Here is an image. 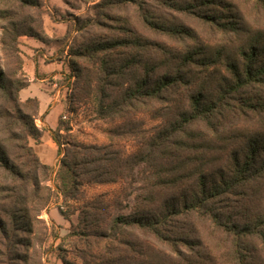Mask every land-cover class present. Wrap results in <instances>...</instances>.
Returning <instances> with one entry per match:
<instances>
[{
	"label": "rangeland",
	"instance_id": "374dc122",
	"mask_svg": "<svg viewBox=\"0 0 264 264\" xmlns=\"http://www.w3.org/2000/svg\"><path fill=\"white\" fill-rule=\"evenodd\" d=\"M101 1L0 0V73L9 85L11 97L15 96L22 104L27 99L37 98L39 111L45 115L53 103L52 96L61 91L57 101L61 107L59 110L55 108L54 113H59L54 121L57 126L62 123L69 128L60 134L63 145L60 153L46 145L37 146V152L34 150L43 163L51 165L50 170L44 171L26 158L16 159L13 163L21 172L19 177L0 169V225L3 223V228L0 226V264H239L242 257H248L251 264H264V246L257 231L239 243L238 248L233 236L216 228L199 213L179 218L180 224L192 230L186 246L183 243L173 246L161 243L151 234L132 228H123L115 237L108 230L102 237L84 229L81 214L97 200L102 201L104 219L110 221L112 216H131L138 211L153 210L162 200L173 195H190L196 185L192 173L197 162L184 150L173 151L170 160L165 158L154 165L147 162V155L159 150L149 148L148 141L155 130L165 124L167 118L164 114L173 117L186 103L180 90L164 96L171 103L147 101L127 108L113 118L98 115L93 92V63L72 54L85 32L91 37L126 38L130 34H123L124 30H131L152 43L151 48L160 46L178 54L201 45L205 48L223 45L232 53L244 38V33L228 36L209 28L194 16L168 8L163 4L165 0H143V13L151 20H172L184 32L169 35L150 29L144 24L143 15L137 13V6L131 2L125 5L121 0H114L115 9L101 12L97 7ZM228 1L243 16L245 29H264V15L257 14L255 0ZM92 21L99 22L100 26H92ZM85 22L90 26L81 32L80 27ZM223 70L210 76L209 92L213 88L211 83L227 79L228 74ZM192 74L194 86L199 87L209 72L203 74L194 68ZM22 84L26 85L25 88L16 94V87ZM9 100L6 92L0 89V112L4 109L12 112L13 103ZM35 106L31 101L24 110L30 112ZM63 115L67 120H62ZM39 119L41 116L37 115L34 120L37 128ZM2 126L0 120V139L6 137ZM199 129L205 130L203 125ZM222 129L223 135L221 133L218 137L204 132L203 143L209 141L218 148H225L217 154L218 161L204 157L207 162L215 163L207 170L226 166L230 150L239 143L227 140L232 133L262 131L264 117L250 114L245 119L239 116ZM43 130L51 136L49 130ZM34 143L39 142L29 139V145ZM76 145L84 149L76 148ZM105 147L115 150L114 180L106 183L85 180L74 196L65 195V191L60 190L57 174L59 159L65 150L76 152L81 161L95 159L89 169L97 170ZM10 148L11 153L17 152L12 146ZM58 154L62 155L59 159ZM174 157L183 159V165L178 163L177 169L171 172ZM158 165H163L160 172ZM164 171L166 174L162 173V176L166 181L179 179L177 186H159L158 179ZM32 175L37 179L34 187ZM245 191L249 192L231 194L220 204L232 216L231 222L257 225L264 220V177L247 185ZM149 195L153 201L144 205V199ZM17 211L23 219H18L14 225Z\"/></svg>",
	"mask_w": 264,
	"mask_h": 264
},
{
	"label": "trees",
	"instance_id": "16d2710c",
	"mask_svg": "<svg viewBox=\"0 0 264 264\" xmlns=\"http://www.w3.org/2000/svg\"><path fill=\"white\" fill-rule=\"evenodd\" d=\"M113 1L102 0L97 7L101 8V12L115 9ZM121 2L125 5L131 2L137 6V13L143 15V22L150 29L169 35L184 32L182 27H178L172 20L148 18L143 13V0ZM255 3L257 14L264 15V0H255ZM163 4L175 11L194 16L209 28L225 35L244 33V38L232 53L223 45L214 48L201 45L178 54L160 46L151 48L152 43L131 30H124L123 34H130L126 38H101L98 35L91 37L89 32H85L81 43L72 50V54L75 58L93 63V92L97 113L101 118H113L125 112L127 108H134L147 101L163 102L166 100L164 96L177 90L181 91L186 103L181 105V110L173 117L164 114L167 118L165 124L158 127L148 141L149 148L159 150L149 151L152 153L147 155V162L154 165L156 161H163L165 158L170 160L173 151L184 150L186 155L190 154L197 159L192 173L196 177V185L192 187L190 195H173L170 199L162 200L160 206L153 210L138 211L131 216H112L110 221L104 219L102 201L97 200L82 212L81 223L85 224L84 229L92 230L102 237H105L106 230L115 237L123 228H132L151 234L161 243H169L172 246L176 243L185 245L192 236V230L189 226L180 224L179 218L199 213L216 228H222L227 235L233 236L236 247L239 248V243L252 237L255 231L260 234L264 246V220L257 225L233 223L232 216L228 215L220 204L231 194L248 193L245 187L264 177V130L256 133H232L227 140L239 143L230 150L226 166L213 170L207 169H211L215 163L207 162L204 157H212L211 161H216L217 154L225 148H218L209 141L203 143L205 131L218 137L224 131L222 128L233 118L241 116L246 119L250 114L264 117V29H245L242 26L243 16L228 0H165ZM91 24L96 26L99 22L92 21ZM89 26L86 22L82 23L81 32ZM194 68L203 74L209 72L208 75L205 74L199 87L194 86L195 80L193 74L191 75ZM218 69H224L223 72L228 74L227 79L211 83L213 88L209 92L210 76L217 75ZM5 82L0 73V89L6 92L9 101L13 103L12 112H9V109L0 112L3 133L6 136L0 139V169L19 177L21 172L13 163L16 159L26 158L36 167L44 171L50 170L48 165L40 162L33 147L29 145V139L39 142L43 133L34 123L38 115L37 99L30 98L22 104L15 96L11 97L9 85ZM25 86L22 84L16 87V94ZM31 101L36 106L34 110L27 112L24 108ZM201 125L205 130L199 129ZM63 129L69 131L62 123H59L55 131L50 130L59 153L60 130ZM10 146L17 149V152L11 153ZM75 147L84 149L78 145ZM102 150H105V153L97 170L89 169L95 159L81 161L76 152L69 153L70 151L65 150L57 171L61 182L60 190L67 192H64L65 195L74 196L85 180L96 183L114 180L115 150L108 147ZM182 161L183 159L174 157V167L170 171L177 169L175 166L180 162L183 165ZM162 167L163 165H158L159 172L163 170ZM162 173L166 174L165 171L161 172L159 186L173 188L180 182L179 179L166 181ZM31 183L33 187L37 185L34 175ZM152 201V195H149L144 199V205H149ZM18 219L22 220L23 217L18 216L17 211L14 225ZM0 226L3 228V223ZM103 226L104 229H101ZM236 252L239 250L236 249ZM249 261L248 257H242L239 264H251Z\"/></svg>",
	"mask_w": 264,
	"mask_h": 264
},
{
	"label": "crops",
	"instance_id": "0c3cea01",
	"mask_svg": "<svg viewBox=\"0 0 264 264\" xmlns=\"http://www.w3.org/2000/svg\"><path fill=\"white\" fill-rule=\"evenodd\" d=\"M42 82V81H41ZM43 86H44V84H43ZM55 86H53V88H54ZM60 92L61 91H59V92H57V93H55L52 97H53V103H52V105H51V108L49 109V112H46V114L44 115V114H42L40 111H39V106H40V102H39V100L37 99V101H38V103H39V106H38V116H41V119H39V124H37V126H38V128L40 129V130H43V128H46L47 130H49V132H50V130L51 131H55L57 128H58V126H57V124H56V122L54 121V118H56L57 117V115H58V113L56 112V113H54L55 111V108H59V107H61L60 106V104L57 102L58 100H59V97H60ZM35 98V97H34ZM59 110V109H58ZM48 132H46V130H43V133H42V136H41V138H40V140H39V143L38 144H35V145H31L32 147H33V149L35 150V152H37V146H44V145H46V146H48L49 148H51V149H55L57 152H58V146L56 145V143H54L53 142V140H52V138H51V136L49 135V134H47ZM63 133V131L62 130H60V134H62ZM51 146V147H50ZM36 155L38 156V154L36 153ZM59 156H58V159L59 158H61L62 157V155L61 154H58ZM38 158H39V156H38ZM39 160H40V158H39ZM60 160V159H59ZM59 160H58V162H59ZM41 161V160H40ZM41 163H43L42 161H41ZM43 164H46V165H48V166H51L50 164H47V163H43Z\"/></svg>",
	"mask_w": 264,
	"mask_h": 264
},
{
	"label": "built area",
	"instance_id": "2783aa9c",
	"mask_svg": "<svg viewBox=\"0 0 264 264\" xmlns=\"http://www.w3.org/2000/svg\"><path fill=\"white\" fill-rule=\"evenodd\" d=\"M62 120H67V117L65 115L62 116ZM60 148H63V145L61 144Z\"/></svg>",
	"mask_w": 264,
	"mask_h": 264
}]
</instances>
